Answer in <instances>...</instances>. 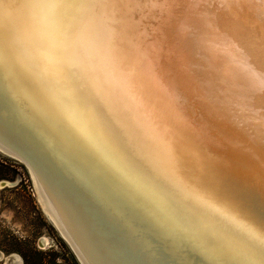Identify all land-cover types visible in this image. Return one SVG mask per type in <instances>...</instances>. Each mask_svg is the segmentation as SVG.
I'll use <instances>...</instances> for the list:
<instances>
[{
    "label": "bare ground",
    "instance_id": "6f19581e",
    "mask_svg": "<svg viewBox=\"0 0 264 264\" xmlns=\"http://www.w3.org/2000/svg\"><path fill=\"white\" fill-rule=\"evenodd\" d=\"M174 3L127 0L119 27L131 46L181 83L190 103L173 119L191 125L188 134L218 171L222 194L259 223L264 0ZM71 103L29 53L10 74L0 66V137L10 148L0 149L28 168L41 205L80 260L82 255L92 264L93 256L105 264H240L209 259L204 248L216 236L205 221L175 214L125 180L67 117Z\"/></svg>",
    "mask_w": 264,
    "mask_h": 264
},
{
    "label": "snow or ice",
    "instance_id": "6c2138e0",
    "mask_svg": "<svg viewBox=\"0 0 264 264\" xmlns=\"http://www.w3.org/2000/svg\"><path fill=\"white\" fill-rule=\"evenodd\" d=\"M126 6L127 0H5L0 66L10 74L29 53L70 96L67 117L125 180L175 214L206 222L216 236L204 248L209 259L264 264V216L257 223L222 194L218 171L188 134L191 125L173 119L190 103L181 83L125 39L119 24Z\"/></svg>",
    "mask_w": 264,
    "mask_h": 264
},
{
    "label": "rangeland",
    "instance_id": "374dc122",
    "mask_svg": "<svg viewBox=\"0 0 264 264\" xmlns=\"http://www.w3.org/2000/svg\"><path fill=\"white\" fill-rule=\"evenodd\" d=\"M1 181L13 185L0 187V264H82L41 205L28 168L0 149Z\"/></svg>",
    "mask_w": 264,
    "mask_h": 264
},
{
    "label": "water",
    "instance_id": "95a60500",
    "mask_svg": "<svg viewBox=\"0 0 264 264\" xmlns=\"http://www.w3.org/2000/svg\"><path fill=\"white\" fill-rule=\"evenodd\" d=\"M0 145L1 146H7L8 148H9V146L7 145V143H5V141H3L2 139H1V137H0ZM10 149V148H9ZM22 156H24V155H22ZM27 159V158H26ZM7 185H13V183L12 182H9V181H6V183L2 186V187H5V186H7ZM1 187V188H2ZM87 246V249L88 248H91V247H89L88 245H86ZM81 260H80V262L82 263V264H92L91 263V261L90 260H88L87 258H85V257H83L82 255H81ZM93 261L95 262V264H105L104 262H102L98 257H95V256H93Z\"/></svg>",
    "mask_w": 264,
    "mask_h": 264
}]
</instances>
